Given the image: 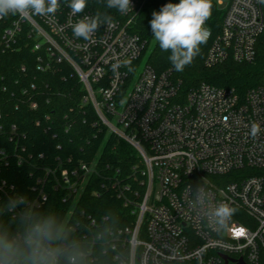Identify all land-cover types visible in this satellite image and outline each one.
<instances>
[{
	"label": "built area",
	"instance_id": "built-area-1",
	"mask_svg": "<svg viewBox=\"0 0 264 264\" xmlns=\"http://www.w3.org/2000/svg\"><path fill=\"white\" fill-rule=\"evenodd\" d=\"M146 2L131 0L132 9L121 14L108 9L106 0H88L84 12L73 16L60 0L54 16L0 19L8 22L1 51L19 47L25 36L38 69L68 67L97 122L128 143L137 158L127 178L116 169L100 181L123 201L127 222L109 229L104 239L95 217L71 207L66 221L72 231L83 232L72 241L89 246L87 252L79 250L82 256L98 243L106 245L117 264H264V80L243 95L208 82L183 91L168 72H156L147 60L141 65L147 42L134 27ZM97 12L111 15L112 22L89 40L76 38L72 25ZM205 26L211 39L207 66L229 59L250 63L264 44V4L228 0L218 31L210 18ZM116 62L122 66L114 73ZM129 64L134 71H128ZM28 104L38 106L31 98ZM253 123L261 129L255 139L250 136ZM66 163L47 167L37 183L51 176L75 203L100 171L96 161L72 167L68 158ZM38 186L31 206L48 198ZM220 203L237 211L218 233L207 218Z\"/></svg>",
	"mask_w": 264,
	"mask_h": 264
},
{
	"label": "trees",
	"instance_id": "trees-1",
	"mask_svg": "<svg viewBox=\"0 0 264 264\" xmlns=\"http://www.w3.org/2000/svg\"><path fill=\"white\" fill-rule=\"evenodd\" d=\"M169 2L179 3V0H147L134 27L135 32L147 42L144 54L147 63L156 72H168L183 91L201 82H208L234 88L243 95L264 80L262 43L258 45L256 57L250 63L229 59L209 67L205 64V56L211 44V39H208L206 44L200 46L201 52L193 62L183 72H176L168 60L170 52L159 48L149 23L152 13ZM222 17L223 12L212 4L210 25L214 32L218 31ZM7 24V21L0 22V224L16 232L19 219L14 213L3 212V203L15 195H24L29 202L35 200L38 192L33 188H38L40 184L48 198L40 205L31 207L57 217L66 229L67 246L83 234L72 231L70 221H66L71 207L76 212L84 210L95 217L98 231L106 239L109 229L127 222V209L123 201L110 189L103 187L100 181L116 169H120L121 177L127 178L132 163L137 161L134 149L108 133L97 122L92 107L83 103L81 83L68 67L58 65L48 70L38 69L37 54L31 49V44H25V36L19 47L2 52L1 32ZM32 84L35 85L34 89ZM30 98L37 101V108L29 106ZM46 115L50 116L48 122ZM37 121L40 124L37 125ZM19 158L23 159L22 163H19ZM68 158H71L68 165L72 167L80 161L89 164L96 161L100 171L99 176L91 177L75 203L65 189L53 184L51 176L44 183H37L38 178L45 177L47 167L66 163ZM78 245L79 250L87 252L89 249L88 245ZM79 264L117 262L113 258V251L98 243L88 255L82 256Z\"/></svg>",
	"mask_w": 264,
	"mask_h": 264
},
{
	"label": "clouds",
	"instance_id": "clouds-1",
	"mask_svg": "<svg viewBox=\"0 0 264 264\" xmlns=\"http://www.w3.org/2000/svg\"><path fill=\"white\" fill-rule=\"evenodd\" d=\"M65 2L73 16L84 12L88 6V0ZM258 2L264 4V0ZM105 6L121 14L132 9L131 0H106ZM60 7V0H0V19L26 14L47 18L54 16ZM211 11V0H179V3H166L152 13L149 22L152 36L162 51L170 52L168 60L176 72H183L200 54V46L210 38V29L205 24ZM112 19L111 15L100 12L85 15L72 25L73 35L89 40ZM121 66L119 62L112 63L111 69L115 73ZM125 66L129 72L134 71L130 64ZM260 131V126L253 123L250 136L255 139ZM236 211L227 203H220L212 208L207 222L219 233L228 227ZM3 212L14 213L19 224L16 232L0 224V264H79L82 258L79 245L72 241L65 246L66 229L55 215L33 209L24 195L9 197L3 203Z\"/></svg>",
	"mask_w": 264,
	"mask_h": 264
},
{
	"label": "rangeland",
	"instance_id": "rangeland-1",
	"mask_svg": "<svg viewBox=\"0 0 264 264\" xmlns=\"http://www.w3.org/2000/svg\"><path fill=\"white\" fill-rule=\"evenodd\" d=\"M220 1V2H219ZM211 2L214 3L215 7L219 10V11H222L224 12L227 4H228V0H211ZM147 56L144 57L141 65L145 62Z\"/></svg>",
	"mask_w": 264,
	"mask_h": 264
},
{
	"label": "water",
	"instance_id": "water-1",
	"mask_svg": "<svg viewBox=\"0 0 264 264\" xmlns=\"http://www.w3.org/2000/svg\"><path fill=\"white\" fill-rule=\"evenodd\" d=\"M237 264H245V263L242 260H239V262Z\"/></svg>",
	"mask_w": 264,
	"mask_h": 264
},
{
	"label": "snow or ice",
	"instance_id": "snow-or-ice-1",
	"mask_svg": "<svg viewBox=\"0 0 264 264\" xmlns=\"http://www.w3.org/2000/svg\"><path fill=\"white\" fill-rule=\"evenodd\" d=\"M239 234H241V233L238 232L237 235H239Z\"/></svg>",
	"mask_w": 264,
	"mask_h": 264
}]
</instances>
